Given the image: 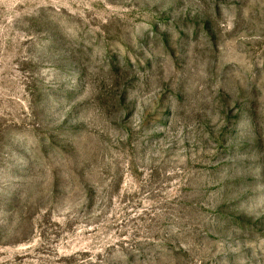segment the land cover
I'll return each instance as SVG.
<instances>
[{"label":"rangeland","instance_id":"1","mask_svg":"<svg viewBox=\"0 0 264 264\" xmlns=\"http://www.w3.org/2000/svg\"><path fill=\"white\" fill-rule=\"evenodd\" d=\"M0 264H264V0H0Z\"/></svg>","mask_w":264,"mask_h":264}]
</instances>
